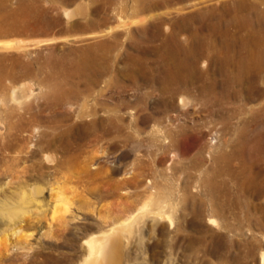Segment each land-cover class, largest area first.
Segmentation results:
<instances>
[{"label":"rangeland","instance_id":"rangeland-1","mask_svg":"<svg viewBox=\"0 0 264 264\" xmlns=\"http://www.w3.org/2000/svg\"><path fill=\"white\" fill-rule=\"evenodd\" d=\"M134 216L123 264H262L264 0H0V264Z\"/></svg>","mask_w":264,"mask_h":264},{"label":"bare ground","instance_id":"bare-ground-1","mask_svg":"<svg viewBox=\"0 0 264 264\" xmlns=\"http://www.w3.org/2000/svg\"><path fill=\"white\" fill-rule=\"evenodd\" d=\"M82 11H83V8L81 6H79V7L75 8L74 10H72V11L70 10L69 12H67V15H69L71 13H77V14L82 13ZM187 103H188V101H186V98L182 97L181 104L183 106H186V105H188ZM52 136H55V135H52ZM53 141H54V138L51 140V144H53ZM4 147L12 148L13 146L11 144H4ZM41 187L37 188V193L39 195L42 194L43 190H44ZM155 202H156V200L152 199L148 203H145L144 207L142 208L143 209L142 211L145 214L148 212H154L158 218L169 219L172 222V220H173L172 215L167 213V211H164V209H162V207L158 208L157 210H154V211H152L151 208L149 210V207H151L150 205H152ZM158 202H159V200H158ZM23 208L20 209L17 207V209H15V208L9 207L7 205L8 215L11 217V219H13L14 217L17 216L19 211L22 212ZM155 215H153V216H155ZM138 221H139L138 216H134L133 218L128 219L125 223L120 224V225H115V226L111 227L110 229H108L107 231H104L98 235H94L90 239H88L86 241V243L89 246V253H88V256L85 258L86 260L83 261L82 264H123L124 259L126 258V255L123 252L124 249H122V246L124 244L125 239L128 236L135 233V228H136V224L138 223ZM130 238H131V236H130ZM127 241H128V239H127ZM261 263L264 264V252H262V254H261Z\"/></svg>","mask_w":264,"mask_h":264}]
</instances>
